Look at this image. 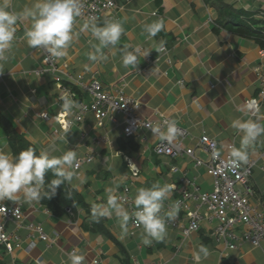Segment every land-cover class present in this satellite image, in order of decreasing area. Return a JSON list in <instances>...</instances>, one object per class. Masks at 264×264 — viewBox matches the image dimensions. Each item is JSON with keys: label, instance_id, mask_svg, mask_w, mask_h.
I'll use <instances>...</instances> for the list:
<instances>
[{"label": "crops", "instance_id": "crops-1", "mask_svg": "<svg viewBox=\"0 0 264 264\" xmlns=\"http://www.w3.org/2000/svg\"><path fill=\"white\" fill-rule=\"evenodd\" d=\"M4 2L0 0V5ZM32 2L8 0V10L20 12ZM114 2L116 8L110 19L95 23L101 26L106 20L121 23L119 43L102 49L105 59L91 61L88 54L94 51L98 41L90 30H81L85 22L77 18L73 31L78 35L67 55L59 60L60 66L65 65L64 85L86 100L87 95L70 77H81L84 85L96 80L106 88L123 87L129 97L138 101L140 118L155 120L162 115L185 129L189 136L183 146L194 148L195 156L203 161L207 155L195 147L202 132L218 143L222 155L229 144L241 146L242 133L234 127L237 120H252L264 127V103L255 115L244 108L245 102L257 98L259 93L258 70L264 69V39L242 37L232 32L228 24L235 21L234 13L241 8L263 11L259 0ZM160 19L164 21L163 29L149 38L143 32V25ZM29 26L27 20L18 22L12 46L3 52L7 59L0 61V115L9 119L15 132L34 145L39 154L60 156L66 150H75L77 159L91 157L80 166L71 182L66 181L90 206H76L73 213L67 208L63 215L54 216L40 201L31 204L22 198L3 201L6 206L19 204L23 219L18 224L0 218L5 232L11 235L8 242L0 243V264H70L71 251L84 256V264L94 260L97 264H196L194 254L201 244L208 248L209 255L200 264H264V240L258 246L239 240L226 248L213 236L215 222L206 219L200 221L197 231L185 236L181 229L187 221L181 220V211L177 214L181 220L179 226L166 224L164 239L153 240L150 246L142 243V230L133 226L131 219L125 235L115 214L100 217L98 221L92 218L93 206L106 203L109 188L115 189L113 194L117 196L128 187L132 199L140 187L155 182L174 184L176 187L161 211L166 215L188 189L184 178L201 191H210L211 179L202 168H194L187 157L157 155L154 147L159 138L151 132L138 130L126 138L120 123L104 121L98 126L92 115L87 114L82 122L62 133L54 122L41 119V113H57L59 92L50 74L34 73L37 68L45 67L39 49L30 48L24 39ZM125 45L130 46L129 50L140 49L137 68L122 65ZM145 52H148L146 56ZM117 118L122 120L120 116ZM62 135H66V142L60 139ZM0 150L12 153L1 129ZM246 151L248 159L255 163L249 179L254 190L250 200L262 213L264 222V158L260 157L264 152V134ZM171 167L176 170L171 171ZM131 170L137 173L133 175ZM29 223L40 225L48 240L42 241L30 233L26 229Z\"/></svg>", "mask_w": 264, "mask_h": 264}, {"label": "clouds", "instance_id": "clouds-1", "mask_svg": "<svg viewBox=\"0 0 264 264\" xmlns=\"http://www.w3.org/2000/svg\"><path fill=\"white\" fill-rule=\"evenodd\" d=\"M8 0L0 5V61L7 59L3 52L10 49L15 39L18 22L27 20L30 26L24 32V39L30 48L42 49L52 57L61 58L67 55V50L73 39L78 35L73 31L74 22L81 14V0H33L30 7H25L20 12L9 11ZM257 13V12H256ZM164 27L163 19L150 24L143 25V32L149 38L155 37ZM82 31H91V35L98 41L94 45V51L88 54L91 61L105 59L102 49L115 47L121 38L123 27L118 21L106 20L103 25H97L95 21L85 22ZM125 45L122 50L121 61L125 68H137L140 49ZM148 52H145L146 56ZM62 110L66 115H71L75 102L67 94L62 97ZM249 109L258 111L256 101H250ZM164 130L160 125H145L151 132L161 140L172 142L177 136L178 129L175 121L163 122ZM234 127L242 133L240 148L232 147L231 165L239 167L248 159L247 147L250 146L258 136L264 134V127L258 123L248 120H237ZM66 135L60 139L64 140ZM119 155V153H117ZM219 156L218 152L213 153ZM79 168L77 153L75 150H66L60 156H50L46 152L36 155L34 149L28 148L13 155L11 151L0 150V202L17 201L21 198L25 203L31 204L41 199V190L44 186V177L50 170L57 177L50 182L51 194H55L65 181L71 182ZM174 184L153 183L149 187H140L136 190L133 203L135 210L129 212L120 200L123 196H116L115 189H106L108 193L106 203L94 205L92 218L111 217L115 214L120 220L123 234H127V223L130 219L142 230L145 246H150L155 241H161L166 235V221L172 220L179 212V202L172 205V211L162 215L164 201L168 199L175 189ZM48 195V193H45ZM209 255L208 248L201 244L199 250L194 254L196 264H200L202 258ZM70 264H84L85 257L76 253L69 255Z\"/></svg>", "mask_w": 264, "mask_h": 264}, {"label": "built area", "instance_id": "built-area-1", "mask_svg": "<svg viewBox=\"0 0 264 264\" xmlns=\"http://www.w3.org/2000/svg\"><path fill=\"white\" fill-rule=\"evenodd\" d=\"M81 4V14L77 18L84 22L110 19L116 8L114 0H81ZM263 16L264 11H260L258 18ZM39 51L45 68L39 67L34 73L50 74L59 92L56 103L58 107L57 113L54 115L41 113L40 118L44 121L51 120L54 122L58 131L62 133L68 131L75 123L82 122L87 114L92 115L98 126H101L104 121L113 124L120 123L126 138L135 135L138 130L151 132L145 125H160L163 131V122L165 120L171 121V119L162 115L155 120L140 118L137 113L139 109L138 101L129 97L121 86L106 88L96 80L84 85L80 82L81 77L77 76L76 79L70 77L80 88L81 92L87 95L88 99L79 97L76 92L62 83L64 80L62 68H65V65H59V60L62 57H52L42 49H39ZM258 72L261 83L258 96L246 101L244 106L246 112L252 115H255L257 110L249 109V102L256 101L258 111L264 103V69H259ZM65 76L67 78V75ZM65 94L75 102L71 115H66L62 110V97ZM117 116H120L122 120L119 121ZM176 127L178 129L177 136L175 141L173 140L172 142L161 140L154 134L159 138V142L154 147L155 153L176 159L187 157L192 161L194 168H202L211 179L210 191H201L184 178V184L188 189L184 190L181 193V197L175 201L179 202V211L182 214L181 220L185 219L187 221V225L181 229L182 234L187 236L190 232L197 231L200 221L206 219L209 222H215L213 236L219 244L224 245L226 248H231L239 240L248 241L252 246L260 245L264 240V222L262 213L251 203L250 199L254 195V190L249 184L252 167L255 163L247 159L239 167H233L230 155L231 149L234 147L232 144L227 146V151L224 154L214 157L213 153L218 152V143L204 132L197 137L195 142V147L207 155V160L203 161L195 156L194 148L183 146V141L188 138L189 133L185 129ZM54 132H57V130H54ZM260 157L264 158V152L261 153ZM90 160L91 157L77 159L79 168L83 163ZM170 170L175 171L176 169L171 167ZM132 173L135 175L137 172L132 171ZM128 193V187H124L117 196L126 197L119 202L127 206L129 211L132 212L135 207H133V201ZM178 216L176 215L174 219L166 221V224L170 227H178L181 222V220L177 219ZM0 218L19 224L23 219L21 206L19 204L6 206L0 202ZM131 223L136 226L132 219ZM26 229L30 233L36 234L40 240H48L40 225L29 223L26 225ZM14 238L16 239L15 236ZM10 239L11 235L6 233L3 225L0 224V243L8 242ZM71 253H74V251H71L69 255ZM90 264H97V261L94 260Z\"/></svg>", "mask_w": 264, "mask_h": 264}, {"label": "trees", "instance_id": "trees-1", "mask_svg": "<svg viewBox=\"0 0 264 264\" xmlns=\"http://www.w3.org/2000/svg\"><path fill=\"white\" fill-rule=\"evenodd\" d=\"M236 13V12H235ZM238 19L235 17V21H230V29L232 32L242 36V37H255L264 39V16L257 19V13L252 11H244L243 9L237 11ZM0 129L4 132L5 136L9 140L10 146L12 148L13 155L18 154L22 150L28 148L34 149L36 155H40L37 149L29 143L22 135H18L15 132L13 123L0 115ZM55 175L50 170L46 173L44 177V186L41 190V199L39 200L54 216H61L65 213L66 209L70 210L72 213L75 211L76 206L88 207L84 199L71 189L66 181L61 184L55 190V194L49 198L51 194V189L49 188L50 182L56 179ZM48 193V195H45Z\"/></svg>", "mask_w": 264, "mask_h": 264}, {"label": "rangeland", "instance_id": "rangeland-1", "mask_svg": "<svg viewBox=\"0 0 264 264\" xmlns=\"http://www.w3.org/2000/svg\"><path fill=\"white\" fill-rule=\"evenodd\" d=\"M262 8H263V11H264V0H259V3H258ZM242 9V8H241ZM239 12V11H238ZM255 12V11H254ZM237 13V12H236ZM236 13H234V16L236 17L237 16V14ZM240 16H237V19L239 18ZM256 18L257 19H259L258 18V13H257V16H256ZM240 19H238V21H239Z\"/></svg>", "mask_w": 264, "mask_h": 264}]
</instances>
